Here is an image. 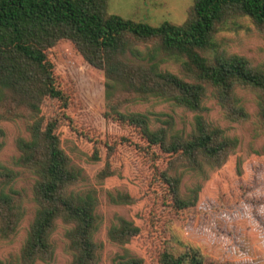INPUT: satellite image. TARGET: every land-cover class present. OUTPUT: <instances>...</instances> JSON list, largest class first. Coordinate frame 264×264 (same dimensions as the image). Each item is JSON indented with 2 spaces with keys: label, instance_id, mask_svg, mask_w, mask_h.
Wrapping results in <instances>:
<instances>
[{
  "label": "trees",
  "instance_id": "1",
  "mask_svg": "<svg viewBox=\"0 0 264 264\" xmlns=\"http://www.w3.org/2000/svg\"><path fill=\"white\" fill-rule=\"evenodd\" d=\"M241 18L264 30V0H192L182 23L164 21L159 26L111 13L107 0H0V120H25L27 136L15 140V163L33 176L35 209L19 249V264L53 260L51 235L57 223L63 225L68 264H97L102 247L94 239L100 222L95 191L77 189L82 170L72 163L57 133L59 119L68 118L64 110L69 99L57 83L47 50L67 40L84 61L103 72L102 116L132 126L147 146L157 147L168 157L158 176L167 187L172 206L181 210L201 202L200 184L181 192L183 176L220 167L238 143L237 137L204 118L206 96L215 99L224 118L241 121L248 113L236 90H250L264 120V65L228 52L218 37L228 23ZM168 60L178 65L177 73L168 70ZM149 99L192 112L189 130L175 128L170 116L156 124L147 112L127 108ZM45 100L59 102L57 116L43 114ZM3 134L0 128V137ZM90 158L95 161L99 155L94 151ZM109 175L107 162L97 176ZM16 176L14 170L1 166L2 238L14 234L24 216L22 194L13 187ZM250 191V186L241 185L237 192L230 189L227 201L215 197L203 204L211 208L231 206ZM114 201L130 204L133 197L119 194ZM139 231L133 220L116 216L107 228V237L124 245ZM159 263L203 261L189 248L176 255L163 251ZM112 264L144 262L124 249L113 257Z\"/></svg>",
  "mask_w": 264,
  "mask_h": 264
},
{
  "label": "rangeland",
  "instance_id": "2",
  "mask_svg": "<svg viewBox=\"0 0 264 264\" xmlns=\"http://www.w3.org/2000/svg\"><path fill=\"white\" fill-rule=\"evenodd\" d=\"M191 3L192 0H107V10L159 26L164 21L182 23ZM218 37L223 39L228 52L243 55L254 65H264V30L256 29L247 18L228 23ZM47 55L57 83L69 99L64 110L68 118L59 119L57 128L61 146L82 170L77 189L94 190L97 197L95 212L100 222L94 239L102 244L97 264H112L113 257L124 249L142 258L144 264H160L161 252L176 255L189 248L197 251L203 264H264V120L258 114L252 91L236 90L248 113L241 121L224 118L215 99L206 96L204 118L223 128L227 135L237 137L238 143L220 167L183 176L181 192L200 184L201 202L176 210L158 176L168 157L157 147L147 146L132 126L102 116L103 72L84 61L67 40L58 41L47 50ZM165 64L168 70L178 72V65L172 60ZM127 108L147 112L156 124L157 120L170 116L175 128L182 130H189L193 118L192 112L155 99ZM59 110L58 101L45 100L42 104V112L48 117L57 116ZM0 128L4 132L0 137V168L5 166L17 173L13 187L21 192L24 208L17 231L8 238L0 237V262L19 264V249L35 209L31 193L33 176L15 163L18 157L15 140L27 136L26 122L0 120ZM94 151L99 155L95 161L90 158ZM107 162L111 175L99 178L97 174ZM241 185L250 186L252 191L239 203L214 208L203 204L215 197L227 201L230 189L237 192ZM119 194L131 195L132 203L115 202ZM116 216L133 220L140 227L139 234L124 245L112 243L107 237V228ZM62 233L63 225L57 223L51 235L55 245L53 260L36 264L69 263L70 254Z\"/></svg>",
  "mask_w": 264,
  "mask_h": 264
}]
</instances>
